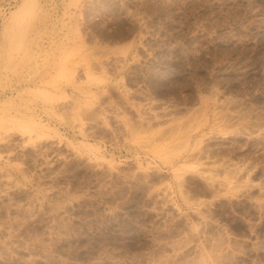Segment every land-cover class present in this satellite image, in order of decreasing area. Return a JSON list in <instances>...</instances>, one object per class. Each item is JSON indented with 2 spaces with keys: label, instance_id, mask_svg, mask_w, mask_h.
Masks as SVG:
<instances>
[{
  "label": "rangeland",
  "instance_id": "1",
  "mask_svg": "<svg viewBox=\"0 0 264 264\" xmlns=\"http://www.w3.org/2000/svg\"><path fill=\"white\" fill-rule=\"evenodd\" d=\"M0 264H264V0H0Z\"/></svg>",
  "mask_w": 264,
  "mask_h": 264
}]
</instances>
